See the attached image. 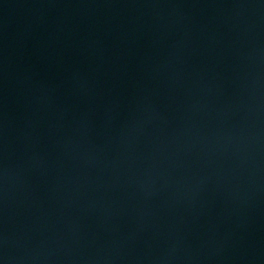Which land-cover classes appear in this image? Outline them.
I'll use <instances>...</instances> for the list:
<instances>
[{"label":"water","instance_id":"water-1","mask_svg":"<svg viewBox=\"0 0 264 264\" xmlns=\"http://www.w3.org/2000/svg\"><path fill=\"white\" fill-rule=\"evenodd\" d=\"M0 264H264V0H0Z\"/></svg>","mask_w":264,"mask_h":264}]
</instances>
